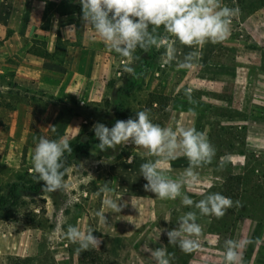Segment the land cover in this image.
<instances>
[{"label":"rangeland","instance_id":"374dc122","mask_svg":"<svg viewBox=\"0 0 264 264\" xmlns=\"http://www.w3.org/2000/svg\"><path fill=\"white\" fill-rule=\"evenodd\" d=\"M222 4L238 9L231 18L227 39L206 43L202 49L177 41L176 59L169 64L164 63L163 43L147 51L137 48L132 60L136 62L131 65L135 74L126 72L110 78L105 84V98L81 106L84 109L78 114L89 122L78 138L66 140L72 152H66L63 158L61 189L49 191L42 181L34 179V173H20L9 183L8 202L2 207L10 210L12 217L7 221L19 220L21 229L31 226L37 240L39 235L47 234L46 241L56 251V259H49L47 253L36 258L10 256L2 264H117L92 246L81 250L67 235L69 226H75L81 231L93 230L97 236L93 219L100 217L90 206L95 199H111L121 205V211L113 210L111 215L118 223L113 228L119 236L132 239L130 252L136 246L141 254L137 259L145 264H156L151 252L163 247L167 248L170 264H177L178 255L187 264L197 259V264H225L229 240L247 241L237 250L240 255L244 251V263L240 264H264V0H222ZM154 35L160 42L173 39L163 26ZM190 52H198L193 66L180 68ZM144 64L150 65L152 73H158L150 93V87L142 84L132 90ZM8 76L7 80L0 79L7 87L0 85V95L5 97L1 104L6 109L19 97L10 73ZM152 94L161 98L151 104ZM139 111H147L151 121L161 127H195L206 134L215 155L210 163L195 169L196 182L186 184L182 192L194 202L209 192L231 198L233 205L222 217L199 215L194 207L184 206L179 197L161 200L145 191L147 181L140 172L143 163L152 161L166 177L178 179L189 167L183 155L175 159L157 157L131 143L119 145L116 150L98 148L92 130L95 123L111 128L117 120L135 119ZM8 122L10 116L4 109L0 111L4 129ZM189 211L197 212L202 233L197 238L200 247L185 253L168 244L166 232L178 229L179 218Z\"/></svg>","mask_w":264,"mask_h":264},{"label":"crops","instance_id":"0c3cea01","mask_svg":"<svg viewBox=\"0 0 264 264\" xmlns=\"http://www.w3.org/2000/svg\"><path fill=\"white\" fill-rule=\"evenodd\" d=\"M127 60L95 35L83 19L79 0H0V79L7 80L10 73L19 96L6 109L1 104L5 97L0 95V111L5 109L10 116L7 128L0 123V196H7L9 183L20 173H33L32 157L39 138L68 140L78 136L89 122L79 115L84 109L81 106L105 98L110 78L125 75V67L136 62ZM157 74L144 64L132 90L142 84L150 87V93ZM102 110L105 112L104 107ZM90 206L93 212L105 214V220L93 219L100 244L92 248L102 250L117 264H145L138 260L141 254L136 246L130 252L132 239L119 236L113 228L118 225L111 216L113 210L101 199ZM20 226L19 220H0V264L10 256L36 258L47 253L49 259H56L47 234L37 240L31 226ZM241 256L244 258V251ZM185 263L178 255L177 264Z\"/></svg>","mask_w":264,"mask_h":264},{"label":"clouds","instance_id":"9594fccd","mask_svg":"<svg viewBox=\"0 0 264 264\" xmlns=\"http://www.w3.org/2000/svg\"><path fill=\"white\" fill-rule=\"evenodd\" d=\"M83 19L89 23L96 36L107 47L131 62L137 48L147 51L161 43L166 47L165 64L176 59V42L189 48L202 49L206 43H218L230 35L231 18L238 9L229 8L222 0H79ZM151 27V31L149 28ZM163 26L173 39L158 41L154 33ZM198 52H190L179 64L180 68L189 69L197 59ZM125 71L135 74L131 66ZM93 132L98 139V148L116 150L119 145L129 143L147 150L150 155L175 159L183 155L189 161L184 176L178 179L166 177L152 161L140 167L141 176L147 181L145 191L155 193L161 200L181 198L184 206L194 207L199 215L222 217L233 205L229 197L220 193H207L203 199L194 202L182 192L185 185L191 186L198 178L195 169L210 163L215 149L209 143L205 133L195 127L173 130L154 124L147 111L135 113V119L117 120L109 128L103 123L93 125ZM66 152H72L64 139L50 140L39 138L32 157L34 179L43 182L49 191L61 189L63 185V158ZM211 188V184L208 185ZM105 205L115 212L121 211V205L111 199ZM105 220L104 212H98ZM165 231V230H163ZM162 231V232H163ZM202 227L197 223V212L189 211L179 218V228L166 232L168 244L180 247L190 253L200 247ZM161 234V233H160ZM67 235L73 243H78L81 250L90 246L98 247L100 240L93 235V230L81 231L69 226ZM159 237H157L158 239ZM247 241H227L224 256L225 264H240L242 256L237 251ZM156 264H170L167 248H158L151 252Z\"/></svg>","mask_w":264,"mask_h":264},{"label":"trees","instance_id":"16d2710c","mask_svg":"<svg viewBox=\"0 0 264 264\" xmlns=\"http://www.w3.org/2000/svg\"><path fill=\"white\" fill-rule=\"evenodd\" d=\"M151 27L152 26H150L149 29H151ZM159 98H161V96H159V95L158 96L157 95H153V94L150 95V103L152 104L154 102H157V100H159ZM76 138H78V136ZM7 202H8V198L7 197L0 196V219H3V220H9L12 217L9 209L2 208L3 206H5L7 204Z\"/></svg>","mask_w":264,"mask_h":264}]
</instances>
